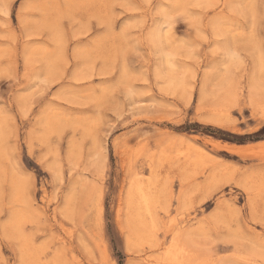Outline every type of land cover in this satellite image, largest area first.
Wrapping results in <instances>:
<instances>
[{
    "label": "rangeland",
    "instance_id": "1",
    "mask_svg": "<svg viewBox=\"0 0 264 264\" xmlns=\"http://www.w3.org/2000/svg\"><path fill=\"white\" fill-rule=\"evenodd\" d=\"M0 264H264V0H0Z\"/></svg>",
    "mask_w": 264,
    "mask_h": 264
},
{
    "label": "bare ground",
    "instance_id": "2",
    "mask_svg": "<svg viewBox=\"0 0 264 264\" xmlns=\"http://www.w3.org/2000/svg\"><path fill=\"white\" fill-rule=\"evenodd\" d=\"M169 58V57H168ZM169 60V59H168ZM170 65H171V63H169ZM168 68V67H167ZM177 152V151H176ZM179 152V151H178ZM188 152H189V150H188ZM188 154H190V153H188ZM188 154L186 155V156H188ZM183 155V154H182ZM185 155V154H184ZM189 158H191V156L189 157ZM133 181V180H132ZM131 184V183H130ZM133 185V184H132ZM137 186V185H136ZM131 187V186H130ZM249 187V186H248ZM131 188H133V186L131 187ZM130 190H132V189H130ZM163 191V190H162ZM143 199L144 200H146V197H145V195L143 196ZM152 200H154L153 198H152ZM145 204H146V202H145ZM122 206H121V209H124L125 208V210L127 209H129V207H130V205H131V199H130V197H128L126 200H125V202H123L122 204H121ZM140 210V209H139ZM139 210L136 212V216H140V212H139ZM147 212V211H146ZM149 213V212H148ZM20 214V213H19ZM97 216V215H96ZM144 216H146V215H144ZM150 216H151V214H150ZM127 220L128 221H126V223H127V225L126 226H124L126 229H130V230H133L134 228H136V227H134V226H136L135 224H133L134 226H132V224L129 222V218L131 217V216H129L128 214H127ZM149 220H147V222H148ZM156 221V220H155ZM97 222V221H96ZM144 222H146V221H144ZM154 222V221H153ZM156 222H158V221H156ZM135 223V222H134ZM139 224V223H138ZM149 224V223H148ZM153 224V223H152ZM134 227V228H133ZM153 227V226H152ZM150 228V227H149ZM134 232H135V229H134ZM139 235V234H138ZM133 237V236H132ZM132 237L130 236V238H128V241L129 242H131V240H132ZM140 237V236H139ZM145 237V236H144ZM138 238V237H137ZM136 239V238H135ZM140 238H138V240H139ZM157 239V238H156ZM134 240V239H133ZM141 240V239H140ZM137 241V240H136ZM134 242H135V240H134ZM133 243V242H132ZM134 246V245H133ZM177 246H178V243H177V241H176V243H174V245H172V247L169 249V253H172L173 251H175V249L177 248Z\"/></svg>",
    "mask_w": 264,
    "mask_h": 264
}]
</instances>
